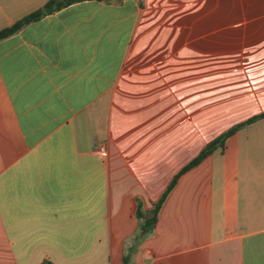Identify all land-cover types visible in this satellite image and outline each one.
<instances>
[{"label": "crops", "instance_id": "1", "mask_svg": "<svg viewBox=\"0 0 264 264\" xmlns=\"http://www.w3.org/2000/svg\"><path fill=\"white\" fill-rule=\"evenodd\" d=\"M48 1L0 0V31ZM262 112L264 0L86 1L27 24L0 40V264H264V119L183 173L140 239L136 218Z\"/></svg>", "mask_w": 264, "mask_h": 264}, {"label": "trees", "instance_id": "2", "mask_svg": "<svg viewBox=\"0 0 264 264\" xmlns=\"http://www.w3.org/2000/svg\"><path fill=\"white\" fill-rule=\"evenodd\" d=\"M86 1H100V2H108L109 0H50L48 1L42 8L38 9L37 11L27 15L26 17L22 18L18 22H16L14 25L1 30L0 31V40L5 39L17 31H19L21 28L26 26L29 23L36 22L40 20L41 18L53 14L61 9H64L66 7H69L71 5L86 2ZM264 119V112L261 114L248 119L247 121L238 124L231 129L227 130L226 132L222 133L220 136H218L213 141L209 142L204 146L200 154L192 160L189 164H187L176 176L172 179L170 184L168 185L165 192L162 194L160 199L152 205V207L147 211H142L141 207L138 206L136 210V218L139 221V239L149 233L152 232L154 229L157 219H158V213L159 210L165 201L167 195L171 192V190L174 188L178 178L188 171L189 169L195 167L198 165L203 159H205L207 156L215 152L216 150L222 151L224 149V144L227 138L231 137L241 129L245 128L246 126L258 121ZM137 238V240H138ZM129 263V254L123 257L122 264H128ZM41 264H51L50 262L44 261Z\"/></svg>", "mask_w": 264, "mask_h": 264}, {"label": "rangeland", "instance_id": "3", "mask_svg": "<svg viewBox=\"0 0 264 264\" xmlns=\"http://www.w3.org/2000/svg\"><path fill=\"white\" fill-rule=\"evenodd\" d=\"M264 127H261V131H263ZM252 146H254V144L252 143ZM261 146V148L257 149V151H253V153L251 154H264V142H262L260 145L258 143V147ZM255 148V147H254ZM253 148V149H254ZM240 154V153H239ZM242 154V153H241Z\"/></svg>", "mask_w": 264, "mask_h": 264}, {"label": "built area", "instance_id": "4", "mask_svg": "<svg viewBox=\"0 0 264 264\" xmlns=\"http://www.w3.org/2000/svg\"><path fill=\"white\" fill-rule=\"evenodd\" d=\"M99 152H100L101 154H105V153H106V149H105V147H104V146H100V147H99Z\"/></svg>", "mask_w": 264, "mask_h": 264}]
</instances>
